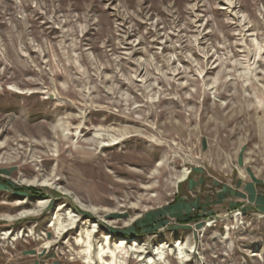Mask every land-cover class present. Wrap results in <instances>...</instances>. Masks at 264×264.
Wrapping results in <instances>:
<instances>
[{
	"label": "rangeland",
	"instance_id": "rangeland-1",
	"mask_svg": "<svg viewBox=\"0 0 264 264\" xmlns=\"http://www.w3.org/2000/svg\"><path fill=\"white\" fill-rule=\"evenodd\" d=\"M86 231L96 264H264V0H0V264Z\"/></svg>",
	"mask_w": 264,
	"mask_h": 264
},
{
	"label": "bare ground",
	"instance_id": "bare-ground-1",
	"mask_svg": "<svg viewBox=\"0 0 264 264\" xmlns=\"http://www.w3.org/2000/svg\"><path fill=\"white\" fill-rule=\"evenodd\" d=\"M9 90L14 92V93H20V91H16V90H13V89H9ZM109 133H111V132H109ZM109 133L108 132H107V134L106 133L105 134L104 133H101V134L98 133L99 135H97V137H95L94 143L97 142L98 140L102 139L101 137H104V138L105 137H110V143L111 142L113 143L115 141V139ZM113 145L114 144H110L108 147L113 146ZM87 155H89V152H88ZM55 221H56V224L59 226V228L64 225L62 223V221H61V218L58 215L56 216ZM67 221H71L70 217L67 218ZM52 226H54V224ZM90 235H91V232L90 231H86V237H85L86 241L85 242L82 241L84 238L83 239H78L77 242H76V246L79 247L80 245H83V247H85V251L87 253L86 254L87 259L85 261V264H96V262H94L93 259L91 258L92 244L90 242ZM181 245H182L181 243H177V245L175 246L176 249H177V252L175 254H173V256L175 255L174 256L175 260H177L179 263L183 264L185 262V258L186 257H185V255L183 253ZM97 250H98V252H97V263L98 264H120L121 263L119 261L120 259H122V258H126L127 259V258L130 257V255H131L130 253H132V252L136 253L135 249H131V248L128 249L126 246H123V245L113 246V248H110L107 238L98 247ZM141 258L142 257H140L139 261L142 260ZM165 260H166V257H165V253L163 251V247L162 248L157 247L155 249L153 257L149 258L148 261L145 262V264H160V263L161 264H166ZM156 262H158V263H156Z\"/></svg>",
	"mask_w": 264,
	"mask_h": 264
}]
</instances>
